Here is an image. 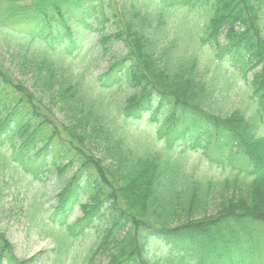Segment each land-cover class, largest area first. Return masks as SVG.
Instances as JSON below:
<instances>
[{
    "label": "trees",
    "instance_id": "1",
    "mask_svg": "<svg viewBox=\"0 0 264 264\" xmlns=\"http://www.w3.org/2000/svg\"><path fill=\"white\" fill-rule=\"evenodd\" d=\"M147 4L0 0V42L12 41L3 28L8 21L31 25V42H39H15L9 50L17 61L11 66L0 46L1 145H11L13 160L26 169L32 166V173L53 169L63 177L51 219L72 240L87 228L96 231L82 264H264V132L241 109L216 114L217 92L208 71L201 70L196 55L176 53L177 38L168 30L171 10L193 13L190 29L202 31L200 43L213 48L220 62L230 60L245 76L252 73V96L264 123V0ZM90 11L98 13L95 19L104 27H112L108 33L99 31L97 44L104 54L115 42L124 46L120 58L97 78L106 85L124 77L129 85L122 125L99 103L101 92L97 99L86 96L83 80L91 62L73 82L65 79L75 70L70 48L79 46L78 31L71 27L74 17ZM30 54L39 57L34 67ZM17 72L35 77L49 101L30 91ZM53 106H58L56 112ZM59 110L66 120L58 119ZM146 116L157 123L165 145L135 151L126 125ZM192 151L202 152L212 168L222 169V176L201 178L188 171ZM215 190L220 195L213 199ZM210 200L216 203L213 210ZM74 205L82 216L69 222ZM162 240L166 247L158 253L153 247ZM59 242L58 248L66 247ZM34 259L15 256L0 227V264Z\"/></svg>",
    "mask_w": 264,
    "mask_h": 264
},
{
    "label": "rangeland",
    "instance_id": "2",
    "mask_svg": "<svg viewBox=\"0 0 264 264\" xmlns=\"http://www.w3.org/2000/svg\"><path fill=\"white\" fill-rule=\"evenodd\" d=\"M141 1L144 4H151V6L153 4L156 6V4L160 3V0ZM1 6L5 8L4 5ZM151 6L149 7L153 8ZM97 14V12L90 11L89 13H85V15L77 14L74 17L71 27L72 30L76 29L78 31L76 35L79 37V46L74 50L70 48L73 54L72 65H74L75 70H73L69 77L65 76V79L67 83L73 82L78 77L77 75L82 73L85 64L87 66V63L91 62L92 66L89 67L83 80V88L87 93L86 96L97 99L95 96L101 92L102 95H100L99 103L101 102L102 107L105 106L110 109L111 117L113 115L118 116L117 121L122 125L125 121L123 95L128 91L129 85L124 77L121 81H106V85L98 83L97 78L100 73L107 71L110 65L120 58L124 52V46L122 42H115L111 45L109 53L104 54L100 45L97 44L99 31L103 29L108 33L112 31V27L110 24H106L105 27L100 24L95 19ZM169 16L168 30L178 41L176 53L179 56L196 55L200 59L201 70L208 71V80L212 81L209 84L217 92L215 104L213 105L216 114H226L236 109H241L259 123L260 128L258 132L263 133L264 123L259 118V104L257 99L252 96V73L245 76L239 67L231 64L230 60L220 62L216 59L214 49L200 43L202 31L190 29V25L194 19H192L193 13L188 12L187 8L171 10ZM1 17L3 16H0V19ZM76 19L82 22L83 20H87L92 27L87 26L89 24L77 23ZM201 23L199 26L202 29L203 23ZM3 28L12 37V41L9 43L4 42L2 39L0 42L2 57L7 66L13 65L12 63L17 61L16 53L9 50L15 42L21 41L22 44H26L27 42L34 45H38L39 43L37 41L31 42L33 29L27 23L17 25L8 21V23L5 22ZM18 59L21 60L22 56L19 55ZM30 59L32 60L30 64L31 66L33 65L32 67H34L35 61H39V57L36 55L30 54ZM63 67L68 68V63H65ZM17 73L16 77L23 78L25 86L30 91L35 92L44 101H49L46 98L47 93L45 88L37 83L35 77H32L30 73L28 75H25L26 73L21 75L19 72ZM66 74L64 72V75ZM52 101L54 100L52 99ZM51 104L53 105V102ZM52 109L56 112L58 106H56V109L53 106ZM57 117L60 121L66 120L61 110L57 112ZM159 120L162 122L163 117L160 116ZM156 125L157 123L149 121L147 116L143 121L133 120L126 125L128 131L127 140L135 151L145 152L147 149L158 150L164 147L165 141L158 138ZM10 151L9 145L0 147V227L6 232L7 237L12 245H14L15 256L27 260L35 257L30 264H82L87 251L95 243L96 231L95 228H87L83 235L72 240L68 238V232L65 227L51 219L52 207L56 203L55 195L61 188L63 177L58 176L56 171L51 169L47 174V179H36L32 177L28 170L21 167L11 158ZM3 154L7 158L2 157ZM187 160V170L196 176H200L201 178L216 176V179L222 176V169H218L215 166L212 168L207 159L204 158L202 152L192 151L188 155ZM73 172L74 170L68 172V178H70ZM32 174L35 177L42 175ZM214 195L213 199L217 198L220 194L215 190ZM209 203L213 210L216 206L215 200H210ZM72 209V213L67 218L70 222L81 216L78 205H74ZM211 212L213 211H209V213ZM58 228H60L59 239ZM59 240L66 243L64 249L58 248V245H61ZM165 247L166 243L162 240L154 245L153 250L159 253Z\"/></svg>",
    "mask_w": 264,
    "mask_h": 264
}]
</instances>
